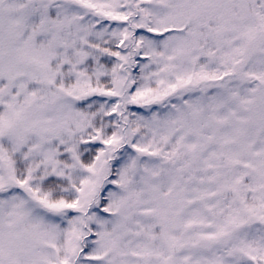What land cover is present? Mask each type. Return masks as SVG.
I'll list each match as a JSON object with an SVG mask.
<instances>
[{
	"label": "snow or ice",
	"instance_id": "6c2138e0",
	"mask_svg": "<svg viewBox=\"0 0 264 264\" xmlns=\"http://www.w3.org/2000/svg\"><path fill=\"white\" fill-rule=\"evenodd\" d=\"M0 264H264V0H0Z\"/></svg>",
	"mask_w": 264,
	"mask_h": 264
}]
</instances>
